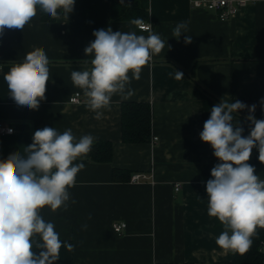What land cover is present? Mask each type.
Masks as SVG:
<instances>
[{"label":"crops","instance_id":"obj_1","mask_svg":"<svg viewBox=\"0 0 264 264\" xmlns=\"http://www.w3.org/2000/svg\"><path fill=\"white\" fill-rule=\"evenodd\" d=\"M46 15L37 6L36 16L23 30L6 28L0 34V123L14 127L13 133H0V160L16 151L23 154L34 132L45 126L60 133L71 129L77 140L92 135L94 141L109 140L113 145L110 163L92 161L90 151L73 162L85 167L68 189L67 210L61 207L53 212L47 206L40 210L42 218L54 224L62 243L74 245L71 252L62 246L55 264H226L231 251L216 244L225 229L218 218L207 214L206 183L220 161L200 133L211 108L222 99L255 104L253 115L264 120L260 103L264 99V1L221 21L211 12L192 8L189 0H149L150 30L132 25L131 20L112 19L111 0H75L68 18L45 19ZM182 22L188 29L177 39L173 30ZM109 27L146 38L158 34L165 46L142 67L139 80L128 73L125 91L131 89L133 95L124 99L114 94L96 119L71 73L91 68L92 57L84 49L95 39V30ZM186 35L191 43L184 42ZM36 48L49 58V81L45 99L38 110H31L14 102L4 75ZM175 70L183 73V79H175ZM77 92L82 101L71 102ZM128 100L150 104L155 143L122 140L121 105ZM248 114L247 109L240 111L235 125L252 128ZM258 154L254 147L248 163L264 180V163L257 160ZM113 168L128 171L129 177L114 179ZM135 172L148 178L131 182ZM117 221L127 223L122 233L113 229Z\"/></svg>","mask_w":264,"mask_h":264},{"label":"clouds","instance_id":"obj_2","mask_svg":"<svg viewBox=\"0 0 264 264\" xmlns=\"http://www.w3.org/2000/svg\"><path fill=\"white\" fill-rule=\"evenodd\" d=\"M74 3L75 0H0V34L6 28L23 30L36 16L37 6L58 20L61 16L68 18ZM130 23L144 26L141 18ZM187 29L186 23H178L173 37L179 39ZM93 36L95 39L84 49L85 55L92 57L91 68L73 71L71 80L84 90L87 107L95 113L94 118L100 119L103 113L99 110L110 105L114 94L124 99L133 95V90L125 91L130 84L128 73L139 80L142 67L153 54L162 51L165 42L155 33L146 38L134 31L113 32L110 27L95 30ZM184 42L191 43V36L186 35ZM48 65L45 51L36 48L4 75L10 96L18 106L38 110L45 99ZM175 79H183V73L175 70ZM260 103L264 106V99ZM245 109L249 113L246 119L253 125L246 137L234 123L236 115ZM255 109V104L222 99L211 108L200 133V139L211 145L213 155L220 161L211 169L212 179L206 183L207 214L218 218L225 229L216 244L241 255L250 249L256 229L264 228V180L254 174L255 168L248 163L254 147L258 148L259 161L264 163V120L256 119ZM8 131L12 133L13 129ZM94 139L84 135L77 140L71 129L60 133L45 126L34 132L33 142L23 154L16 151L0 160V264H55L62 246L70 252L74 250L73 244L62 243L54 224L46 222L40 210L45 206L53 212L61 207L67 210L68 189L85 167L73 162L89 153Z\"/></svg>","mask_w":264,"mask_h":264},{"label":"trees","instance_id":"obj_3","mask_svg":"<svg viewBox=\"0 0 264 264\" xmlns=\"http://www.w3.org/2000/svg\"><path fill=\"white\" fill-rule=\"evenodd\" d=\"M149 17V0H134L132 5L118 3L111 0V18L115 20H132ZM46 19H51L47 14ZM151 106L146 101L128 100L121 105V138L124 142L144 143L149 142L152 136L151 130ZM236 126V125H235ZM243 129V136H248L251 127L238 126ZM259 154L257 155V160ZM113 158V145L109 140L98 139L94 141L90 150V159L98 163H110ZM129 172L120 168H113V178L125 180ZM38 240L39 237H34ZM250 249L243 255L231 251V259L226 264H263L264 262V228H257L256 235L252 237ZM173 264V263H157Z\"/></svg>","mask_w":264,"mask_h":264},{"label":"built area","instance_id":"obj_4","mask_svg":"<svg viewBox=\"0 0 264 264\" xmlns=\"http://www.w3.org/2000/svg\"><path fill=\"white\" fill-rule=\"evenodd\" d=\"M259 1L264 0H189L190 5L192 8L195 9H201L204 11H208L213 13L219 20L226 21L230 19H234L238 16V14L241 12L243 8L250 4L257 3ZM144 21V26L140 29L144 30H150L151 29V23H149L146 20ZM1 69V65H0ZM71 102L79 103L82 101L81 94L80 93H74L70 97ZM12 128L14 132V127L11 125H4L0 123V133L1 134H10L8 129ZM12 132V133H13ZM158 140L157 136H151L150 141L152 143H155ZM148 178L146 174L135 172L132 173L130 176L131 182H140L145 181ZM180 187V184L175 185V189L178 190ZM127 226V223L125 221H117L113 223V229L116 233H122Z\"/></svg>","mask_w":264,"mask_h":264},{"label":"water","instance_id":"obj_5","mask_svg":"<svg viewBox=\"0 0 264 264\" xmlns=\"http://www.w3.org/2000/svg\"><path fill=\"white\" fill-rule=\"evenodd\" d=\"M118 3H122V4H127V5H132L134 3V0H115Z\"/></svg>","mask_w":264,"mask_h":264}]
</instances>
